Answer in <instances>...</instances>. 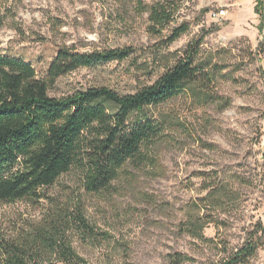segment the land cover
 <instances>
[{"label":"rangeland","instance_id":"rangeland-1","mask_svg":"<svg viewBox=\"0 0 264 264\" xmlns=\"http://www.w3.org/2000/svg\"><path fill=\"white\" fill-rule=\"evenodd\" d=\"M161 1L0 0V51L24 58L39 77L63 47L131 50L124 60L60 76L51 95L93 86L135 93L192 45L199 47L195 64L207 73L148 109L163 133L147 159L127 164L109 190L88 192L80 172L71 170L41 188L40 197L0 201V253L42 228L88 264H224L251 237L261 238L260 246L240 264H264L258 0H180L169 5L171 19L159 24L150 14ZM182 25L186 32L170 42Z\"/></svg>","mask_w":264,"mask_h":264},{"label":"trees","instance_id":"trees-1","mask_svg":"<svg viewBox=\"0 0 264 264\" xmlns=\"http://www.w3.org/2000/svg\"><path fill=\"white\" fill-rule=\"evenodd\" d=\"M177 1L153 5L151 20L159 24L169 21V5ZM256 12L264 19V0H258ZM186 30L185 25L175 28L170 42ZM198 50L197 45L190 46L152 84L135 93L93 86L63 96L50 93L57 78L99 62L124 60L131 50L81 53L63 47L45 77H39L24 58L0 51V201L40 197L41 188L53 185L71 170L80 172L88 192L109 190L127 164L140 165L147 159L146 151L163 133L148 109L207 76L204 67L195 64ZM259 228L264 232V226ZM260 240L249 238L224 264L246 262ZM1 250L0 264H88L70 244L47 236L42 228ZM49 251L50 256L45 255Z\"/></svg>","mask_w":264,"mask_h":264},{"label":"built area","instance_id":"built-area-1","mask_svg":"<svg viewBox=\"0 0 264 264\" xmlns=\"http://www.w3.org/2000/svg\"><path fill=\"white\" fill-rule=\"evenodd\" d=\"M214 15H219V14H216V13H213ZM220 14H224V11H221Z\"/></svg>","mask_w":264,"mask_h":264},{"label":"crops","instance_id":"crops-1","mask_svg":"<svg viewBox=\"0 0 264 264\" xmlns=\"http://www.w3.org/2000/svg\"><path fill=\"white\" fill-rule=\"evenodd\" d=\"M238 1V0H237Z\"/></svg>","mask_w":264,"mask_h":264}]
</instances>
